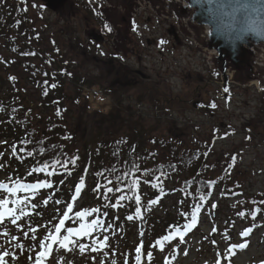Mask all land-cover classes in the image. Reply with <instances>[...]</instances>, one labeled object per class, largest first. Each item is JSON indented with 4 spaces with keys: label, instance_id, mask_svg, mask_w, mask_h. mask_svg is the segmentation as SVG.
Wrapping results in <instances>:
<instances>
[{
    "label": "trees",
    "instance_id": "obj_1",
    "mask_svg": "<svg viewBox=\"0 0 264 264\" xmlns=\"http://www.w3.org/2000/svg\"><path fill=\"white\" fill-rule=\"evenodd\" d=\"M28 22L20 2L0 0V51L8 55L5 61L7 66L12 64L13 71L9 85H0V182L12 187L16 181H47L52 188L35 193L22 190L8 196L9 208L17 207L14 200H23L29 207L25 209L27 215L17 211L16 223H12L11 216L0 221V249L10 253L5 257L7 264H34L36 253L41 251L38 241L49 242L47 236L63 219L67 205H72L75 189L86 171L88 181L79 195L80 206L68 217L60 235H66L68 228L79 230L97 220L100 226L87 236L73 237L76 246L70 244L58 250L56 245L57 259L47 258L42 264H135L140 234L144 236L142 264H174L181 251L193 248L191 242L199 236L201 225L214 220L223 223L214 232L222 244L220 255L213 262L208 259L195 264H236V257L248 251L255 238L264 242V194L245 197L243 187L233 179L230 164L224 162L221 169L212 166L204 149L198 146L162 140L157 145L163 155L158 157L138 150L129 137L107 139L95 133L75 149L77 141L62 109L60 75L51 73L58 66L66 74L69 63L57 48L53 56L37 48L33 39L37 45L42 39ZM31 89L37 95L36 109L40 112L36 115L28 99ZM44 163L56 166L33 171ZM49 171L52 176H48ZM134 179L140 181L139 185L127 191ZM109 187L114 189L112 193L107 191ZM121 189L129 197L133 192L140 195L141 221L139 217L126 219L134 214V200L120 201L123 207H104L117 203ZM153 200L155 204L149 203ZM222 200L227 204L221 205ZM197 207V223L186 229ZM96 208L101 211L95 212ZM77 211H88L90 215L80 219ZM177 228L184 239L176 235L164 242L161 251L156 241ZM249 228L248 236L241 235ZM101 240L107 242L105 246L96 247ZM242 244L247 246H237L228 254L229 247ZM80 246H84V252ZM147 253L152 254L151 260Z\"/></svg>",
    "mask_w": 264,
    "mask_h": 264
},
{
    "label": "rangeland",
    "instance_id": "obj_2",
    "mask_svg": "<svg viewBox=\"0 0 264 264\" xmlns=\"http://www.w3.org/2000/svg\"><path fill=\"white\" fill-rule=\"evenodd\" d=\"M16 1L42 39L38 45L33 39V44L49 56L57 48L69 63L66 74L58 66L51 73L60 75L62 109L77 141L75 149L98 133L107 139L129 137L138 150L161 157L157 143L171 139L177 145L204 149L212 166L230 164L245 197L264 194V46L255 48L254 73L259 78L229 70L227 75L233 77L225 91L216 56L206 47L205 29L185 23L188 12L177 13L174 2L67 0L53 13L44 8L43 0ZM104 30L108 36L100 44L88 41L89 32L103 37ZM7 58L0 51V85L13 79ZM254 80L260 81L259 88L251 84ZM28 99L38 114L33 89ZM81 181L80 193L88 171ZM78 206L75 195L73 209ZM222 225L219 220L203 223L191 242L193 248L181 251L175 264L216 260L222 244L213 229ZM139 236L142 243L144 237ZM47 258L57 259L55 245ZM235 260L264 264V242L255 238Z\"/></svg>",
    "mask_w": 264,
    "mask_h": 264
},
{
    "label": "snow or ice",
    "instance_id": "obj_3",
    "mask_svg": "<svg viewBox=\"0 0 264 264\" xmlns=\"http://www.w3.org/2000/svg\"><path fill=\"white\" fill-rule=\"evenodd\" d=\"M105 27L108 29V31H111V28L108 25H105ZM55 85H53L54 87ZM225 91H227V89H225ZM212 107H215V105H212ZM72 164H75V160H71L69 161ZM55 164H48V163H44L43 167L40 168H36L33 171H40L43 172L45 171L46 168H55ZM53 172L49 171L48 172V176H52ZM140 183V181L134 179L131 182V185L129 186V188L127 189V191H133L134 188L136 186H138ZM83 187V181H81L80 187H76L75 189V193L78 196V194L81 191V188ZM41 188H52V184L50 182H44V183H37V184H24V183H20L19 181L14 182L13 186L10 187L9 184L7 183H2L0 182V221L4 220L5 216H11L12 217V223H16V220L18 219L16 213L17 211L19 212V214L21 216L23 215H27L25 209L27 207H29V204L26 203L23 200H14L12 201V203H14L17 207L16 208H9L8 205L10 203V200L8 198L9 195L11 196H15L17 192L25 190V191H31L33 193L37 192V190L41 189ZM113 188L109 187L107 189V191L109 193L113 192ZM121 195L118 197L117 203L115 204H107L104 207H123L124 205L120 204V201H125V200H134V207H135V211L134 214H129L126 216V219L128 221H132L135 217H139L140 219H143L142 214H141V197L140 195L135 194V192H133V197H129L126 194H123L125 190L121 189ZM75 199V197H74ZM109 199H111V197H109ZM59 202V201H57ZM149 203L151 204H155L156 201H150ZM20 205H23V207H20ZM31 207H36L35 204H32ZM213 207H215V205H213ZM73 211V207L71 204L67 205V212L64 213V219H61L59 222L58 226H53L52 232L47 236V241L49 242H45V241H38L37 247L39 249H41V251H38L34 257V264H42V261L47 259V255L51 252L52 247L54 244L58 245V250L59 249H67L68 246L71 244L73 246H76L77 241L73 239V237L79 238L82 236H87L89 234H91L92 230L95 229L96 227L100 226V221H94L91 225L89 226H82L79 230H75L72 228H68L67 234L61 236V229L64 227V223L65 220L68 219V213H71ZM95 212H100L101 209L100 208H96L94 209ZM200 211L199 207H197L191 215V223L187 224L185 226L186 229H191L192 226L194 224L197 223V213ZM90 213L88 211H77L76 212V216L79 217L80 219H83L86 216H89ZM239 215L241 217H244V213L240 212ZM32 231H35L34 229ZM213 231H215V229H213ZM251 232V229H246L243 233H241V235L243 236H248L249 233ZM176 235L180 236V239L183 240L184 236L181 234V230L179 228L175 229L174 232L168 236H164L163 240H157L156 241V245L161 246V251H163V244L165 241H171L175 238ZM15 239V238H14ZM107 242L101 240L98 244H96V247H104L105 244ZM214 243V241H213ZM239 246V247H246V244H242V245H232L231 247H229L227 249L228 254L230 255L234 249ZM19 247V245H18ZM142 248H143V244H140L136 249V256H135V264H142ZM95 250V249H94ZM80 251L84 252L85 248L84 246H80ZM0 264H7V261L5 260V257H8L10 255L9 252L7 251H3L2 249H0ZM147 257L148 260H151L152 258V254L151 253H147ZM226 259L229 257H225ZM113 264H115V262H113ZM126 264V262H125ZM145 264H147V262H145ZM217 264H219V261L217 262Z\"/></svg>",
    "mask_w": 264,
    "mask_h": 264
},
{
    "label": "water",
    "instance_id": "obj_4",
    "mask_svg": "<svg viewBox=\"0 0 264 264\" xmlns=\"http://www.w3.org/2000/svg\"><path fill=\"white\" fill-rule=\"evenodd\" d=\"M187 7H179L177 13H187L188 20L195 26L201 27L210 23L208 15V5L204 0H179ZM46 9L51 12L64 8L67 0H43ZM261 8L264 9V0H261ZM260 19L264 21V10L260 13ZM88 39L95 42H102V37L94 32H89ZM264 46V39L253 35L237 33L232 36H224L222 33L214 32L212 36L206 37V47L216 54L215 61L219 70L223 87L228 82V71L243 77L257 76L254 73L256 64V50ZM254 67V68H253ZM259 78V76H257Z\"/></svg>",
    "mask_w": 264,
    "mask_h": 264
},
{
    "label": "clouds",
    "instance_id": "obj_5",
    "mask_svg": "<svg viewBox=\"0 0 264 264\" xmlns=\"http://www.w3.org/2000/svg\"><path fill=\"white\" fill-rule=\"evenodd\" d=\"M204 3L208 5L210 23L202 28L209 37L218 32L224 36L253 34L264 39L261 0H204Z\"/></svg>",
    "mask_w": 264,
    "mask_h": 264
},
{
    "label": "bare ground",
    "instance_id": "obj_6",
    "mask_svg": "<svg viewBox=\"0 0 264 264\" xmlns=\"http://www.w3.org/2000/svg\"><path fill=\"white\" fill-rule=\"evenodd\" d=\"M232 77H233V75H231V74L228 75V79H229V80H230ZM251 84H252V85H256L258 88H259L260 85H261L259 80H258V81H255V80H254L253 82H251Z\"/></svg>",
    "mask_w": 264,
    "mask_h": 264
},
{
    "label": "flooded vegetation",
    "instance_id": "obj_7",
    "mask_svg": "<svg viewBox=\"0 0 264 264\" xmlns=\"http://www.w3.org/2000/svg\"><path fill=\"white\" fill-rule=\"evenodd\" d=\"M168 33H171L170 31ZM174 34V33H173ZM108 36V31L107 30H104L103 32V38L107 37ZM102 44V43H101ZM139 76V75H138ZM141 76V75H140Z\"/></svg>",
    "mask_w": 264,
    "mask_h": 264
}]
</instances>
